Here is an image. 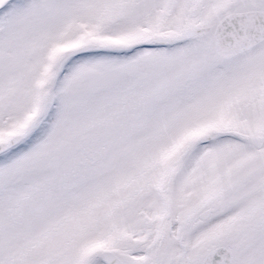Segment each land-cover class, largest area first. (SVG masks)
<instances>
[{"label":"snow or ice","instance_id":"snow-or-ice-1","mask_svg":"<svg viewBox=\"0 0 264 264\" xmlns=\"http://www.w3.org/2000/svg\"><path fill=\"white\" fill-rule=\"evenodd\" d=\"M0 264H264V0H0Z\"/></svg>","mask_w":264,"mask_h":264}]
</instances>
